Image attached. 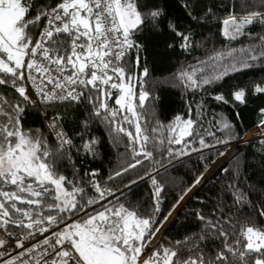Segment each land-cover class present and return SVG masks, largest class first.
I'll return each instance as SVG.
<instances>
[{
    "label": "snow or ice",
    "instance_id": "6c2138e0",
    "mask_svg": "<svg viewBox=\"0 0 264 264\" xmlns=\"http://www.w3.org/2000/svg\"><path fill=\"white\" fill-rule=\"evenodd\" d=\"M239 2L242 11H231L223 19L221 35L228 41L244 38L248 43L213 48L198 66H188L177 74L183 86L193 90L211 86L257 62L264 64V34L250 30L253 25L264 28V0ZM164 15L159 6L141 4L140 0H58L54 6L37 0H0V86L10 87L15 94L8 97L0 92V264H264V229L245 226L237 236L224 210L227 205L218 206L209 216L196 214L205 230L214 231L223 240V248L215 256L205 258L192 237L168 246L160 244L151 255L145 254L146 245L162 226L154 218L164 191L157 179L160 161L156 157L171 162L228 142L192 119L191 105L187 118L176 117L178 123L142 128L138 109L145 107L151 95L143 80L149 69L143 67L139 75L132 74L129 54L141 48L133 38L135 32L146 20L161 22ZM168 27L175 31L174 25ZM36 29L39 32L34 35ZM177 34L184 41L182 46L188 48V35ZM135 66L140 69L139 54ZM251 92L264 94V84H254ZM247 96V89L238 88L232 100L246 104ZM214 99L229 103L223 95ZM83 102L91 107V115L128 141L129 162L110 173L107 181L119 180L124 188L140 180L150 181L151 214L139 215L121 203L117 193L122 189L102 184L96 170L80 176L76 169L71 177L59 170L62 161L74 166L72 151L82 149L57 126L60 115L49 118L47 110ZM39 106L45 109L53 144L40 129L23 126L26 109ZM260 112L264 125V109ZM125 125H134V132ZM83 126L86 129L88 122ZM233 126L223 121V130L230 133ZM164 127L170 135H161ZM96 144L95 139L85 142V154H94ZM146 162L152 167L147 168ZM202 178L197 177L185 195ZM240 179L233 175L226 186L236 205L250 203ZM258 210L264 216V208ZM216 212L221 213L220 218H215ZM225 224L232 228V243ZM203 239L201 235L199 240ZM9 240L14 243L9 245ZM184 252L189 255L184 257Z\"/></svg>",
    "mask_w": 264,
    "mask_h": 264
},
{
    "label": "trees",
    "instance_id": "16d2710c",
    "mask_svg": "<svg viewBox=\"0 0 264 264\" xmlns=\"http://www.w3.org/2000/svg\"><path fill=\"white\" fill-rule=\"evenodd\" d=\"M57 2L58 0H37L38 4L47 3L53 6ZM146 2L159 6L165 15L161 22L146 20L134 34L135 39L142 45L141 64L149 69V76L144 78V88L151 95L145 107L138 109L142 113V128L150 130L158 123L165 126L178 123L176 117L187 118L191 105L192 119L216 131L218 139L228 140L227 143L172 159L171 162L165 157H156L160 161V164L156 165L159 168L157 179L163 185L164 191L160 211L155 213L154 218L161 225L166 220L165 217H168L169 213H172L189 194L187 192L185 195V192L197 177L202 175L204 183L179 210L176 223L165 231L155 249L160 244L168 246L170 242L192 237L200 244L205 258L215 256L216 252L223 248V240L217 238L214 231L205 230L203 222L197 218V212L209 216L218 206L227 205L224 210L231 218V223L235 225L237 236L245 226L264 229V216H261L258 210L264 208V133L247 141L242 148L238 145L245 141L247 133L261 124L260 110L264 109V94L253 95L251 89L254 84H264V64L257 62L254 67L234 72L211 86L195 90L183 86L177 79V74L188 66H198L201 60L207 59L213 48L240 47L241 43H248L244 38H241V41H228L221 35L223 19H226L231 11L241 12L240 2L239 0H140L141 4ZM208 8L212 9L211 13L206 11ZM31 14L35 15V12ZM169 24L175 26V31L168 27ZM250 30L264 34V28L260 25H253ZM38 32L39 29H36L34 35ZM178 32L188 35L190 45L188 48L182 46L184 41L177 34ZM134 70V56H129V71L134 74ZM238 88L247 89L246 104L232 100V94ZM0 92H4L8 97L15 95L11 88L6 86H0ZM216 95H223L229 103L216 101L214 99ZM47 111L49 114L60 115L69 135L74 138L75 145L82 149L80 152L72 151L74 166L66 161L61 162L59 170L63 174L71 177L73 171L78 169L79 175L83 176L85 171L96 170L99 173L97 179L102 184L122 189L117 195L121 197L120 202L125 206H130L142 216L154 211L153 188L150 181L140 180L130 188H124L119 180L115 183L107 181L110 173L126 166L130 160V154L125 148L128 141L123 134L117 137L107 123L91 115L92 109L86 102L57 106ZM225 120L234 125L230 133L228 130H223ZM85 121L88 122L86 129L83 126ZM46 125L41 108L26 109L24 128L40 129L43 135L48 137L50 144H53L54 141ZM125 127L134 132V125H125ZM76 133H83V136L77 137ZM161 135H170L166 127L161 128ZM92 139L97 140L98 144L95 145L94 154L86 155L83 145ZM221 152L223 155L220 154ZM226 154L231 156L221 169L227 168L229 172L224 173L220 170L214 177L205 179V174L221 156ZM145 166L151 168L152 164L146 162ZM233 175L241 177L240 186L248 192L250 203L242 205L233 203V198L228 194L226 187L232 183ZM132 176L135 178L136 173L133 172ZM89 194L91 195V190ZM181 196L183 199H180ZM220 217L221 213L216 212L215 218ZM224 230L229 233V243H232V228L225 224ZM201 235L204 236L203 240H199ZM183 255L187 257L189 253L184 252Z\"/></svg>",
    "mask_w": 264,
    "mask_h": 264
},
{
    "label": "rangeland",
    "instance_id": "374dc122",
    "mask_svg": "<svg viewBox=\"0 0 264 264\" xmlns=\"http://www.w3.org/2000/svg\"><path fill=\"white\" fill-rule=\"evenodd\" d=\"M264 133V125H258L256 128L251 130L249 133L246 134L244 138V142L238 144L241 146V148L245 145V143L249 140H252L256 137L261 136ZM240 148V149H241ZM231 156V154H226L223 157L221 156L216 163L213 165V167L205 174V179L207 178H212L214 177L220 170L221 168L225 165L226 161L228 158ZM208 180V179H207ZM206 180V181H207ZM204 177L201 179V182L195 186V188L190 192V194L186 197L185 200H183L177 208L170 214L167 219L164 221L163 225L160 227L159 232L155 234V236L150 240V242L146 246V252L145 254L148 255L152 249L156 246L162 235L165 233V231L169 228H171L177 221V214L179 210L185 205V203L190 199V197L193 195V193L196 191V189L204 183ZM185 208V207H184Z\"/></svg>",
    "mask_w": 264,
    "mask_h": 264
},
{
    "label": "built area",
    "instance_id": "2783aa9c",
    "mask_svg": "<svg viewBox=\"0 0 264 264\" xmlns=\"http://www.w3.org/2000/svg\"><path fill=\"white\" fill-rule=\"evenodd\" d=\"M134 38V40L136 41V42H138L136 39H135V37H133ZM139 43V42H138ZM140 44V43H139ZM141 45V44H140ZM141 49H142V45H141V48L139 49V50H132V52L129 54V56H134V66H135V58H136V55L137 54H139V56H140V69H137L136 68V66H135V70H134V75H139V72H140V70L144 67V66H142V64H141ZM143 80H144V78H143ZM136 87H137V89L140 87V85L139 84H136ZM29 92L31 93V89H29ZM39 108H41V110H42V113L44 112V107L43 106H39ZM57 114H49L48 113V117L49 118H51V117H54V116H56ZM44 116V115H43ZM45 117V116H44ZM45 121H46V124H47V119H46V117H45ZM57 126L58 127H62L63 129H64V131H66L67 133H68V131L66 130V128H65V126L63 125V123H62V120H59V121H57ZM68 135H69V133H68ZM70 136V135H69ZM41 239H42V237H40ZM8 243H9V245H11L12 243H14V241H12V240H9L8 241ZM9 250H11V249H9ZM145 252H146V248H145ZM151 254V252L149 253V255Z\"/></svg>",
    "mask_w": 264,
    "mask_h": 264
},
{
    "label": "water",
    "instance_id": "95a60500",
    "mask_svg": "<svg viewBox=\"0 0 264 264\" xmlns=\"http://www.w3.org/2000/svg\"><path fill=\"white\" fill-rule=\"evenodd\" d=\"M142 26H143V25H142ZM142 26H141V27H142ZM200 182H201V180H200ZM202 184H203V183H202ZM202 184H201V185H202ZM201 185H200V186H201ZM200 186H199V187H200ZM199 187H198V189H199ZM194 188H195V187H193V189H194ZM193 189H192V190H193ZM198 189H197V190H198ZM192 190H191V191H192ZM191 191H190V192H191ZM190 192H189V194H190ZM195 192H196V191H195ZM189 194H188V195H189ZM188 195H187V196H188ZM187 196H186V197H187ZM186 197H185L183 200H185ZM181 202H182V201H181ZM183 209H184V208H183ZM171 214H172V213H171ZM162 225H163V224H162Z\"/></svg>",
    "mask_w": 264,
    "mask_h": 264
},
{
    "label": "flooded vegetation",
    "instance_id": "af4514ba",
    "mask_svg": "<svg viewBox=\"0 0 264 264\" xmlns=\"http://www.w3.org/2000/svg\"><path fill=\"white\" fill-rule=\"evenodd\" d=\"M157 244H158V243H157ZM157 244H156V245H157ZM155 247H156V246H155ZM155 247L152 249V251L155 249ZM152 251H151V252H152ZM148 255H149V254H148ZM146 256H147V255H146Z\"/></svg>",
    "mask_w": 264,
    "mask_h": 264
},
{
    "label": "clouds",
    "instance_id": "9594fccd",
    "mask_svg": "<svg viewBox=\"0 0 264 264\" xmlns=\"http://www.w3.org/2000/svg\"><path fill=\"white\" fill-rule=\"evenodd\" d=\"M146 248V247H145Z\"/></svg>",
    "mask_w": 264,
    "mask_h": 264
}]
</instances>
